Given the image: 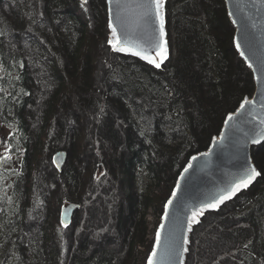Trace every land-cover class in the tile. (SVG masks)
Listing matches in <instances>:
<instances>
[{
	"label": "trees",
	"instance_id": "obj_1",
	"mask_svg": "<svg viewBox=\"0 0 264 264\" xmlns=\"http://www.w3.org/2000/svg\"><path fill=\"white\" fill-rule=\"evenodd\" d=\"M165 19L157 69L112 50L106 0H0V264H131L148 208L254 94L224 0H165ZM252 156L260 177L195 235L194 264H264V143ZM65 202L71 234L48 221Z\"/></svg>",
	"mask_w": 264,
	"mask_h": 264
},
{
	"label": "water",
	"instance_id": "obj_2",
	"mask_svg": "<svg viewBox=\"0 0 264 264\" xmlns=\"http://www.w3.org/2000/svg\"><path fill=\"white\" fill-rule=\"evenodd\" d=\"M224 1L230 21L235 28V48L254 76L255 92L251 97L242 101L243 103L247 99L251 103L246 104L243 109H241V103L235 112L230 113L220 134L213 138L206 150L194 154L182 170L173 190L175 197L172 193L167 201L161 223L156 231L153 247L157 253L154 257L155 264H187L194 229L201 223L205 215L219 211L241 192L248 190L260 177V175L257 176L247 188H241L230 199L224 200L218 208L207 207L230 193L233 186L245 178L250 168L255 167L259 171L254 163L252 151L264 143V138L253 142L256 133L264 128V125L260 124V121L264 120V0ZM106 2L108 26L111 19L118 35L122 36L123 32L127 31L129 38L134 43L144 44L143 28L138 27L136 23L137 10L124 7L118 9L115 3L110 4L109 0ZM121 3L128 4L131 3V0H121ZM117 12L120 13L124 23L123 28L115 19ZM163 13L165 16V5ZM109 31L111 40L112 31L110 28ZM149 31H154L159 37V21L155 16L152 17ZM165 33L168 58L157 69H162L171 55L166 19ZM110 47L116 53L132 56L149 64L131 52H117L112 45ZM156 59L159 62V57ZM149 65L155 67L152 64ZM229 116H232L233 119L228 120ZM1 144H4L3 139ZM67 160L68 153L66 151H59L53 156V163L58 171L63 170ZM98 167V175H100L103 172V164H99ZM170 200L171 204H169ZM80 208V205L73 203L63 206L61 221L63 220L64 224L61 223V225L65 227L66 224L67 228L70 227ZM194 213H201L196 216L199 223L193 221ZM157 233L160 238L158 246ZM153 250L148 257L147 264H149Z\"/></svg>",
	"mask_w": 264,
	"mask_h": 264
},
{
	"label": "snow or ice",
	"instance_id": "obj_3",
	"mask_svg": "<svg viewBox=\"0 0 264 264\" xmlns=\"http://www.w3.org/2000/svg\"><path fill=\"white\" fill-rule=\"evenodd\" d=\"M86 3L87 0H82V4ZM109 3H115L118 9H120L121 7L136 9L137 26L142 27L145 34L144 44L134 43L129 38V33L127 31H124L122 36L118 35L117 29L113 27V23L110 19L109 28L112 31V39L109 40V44L112 45L113 49L117 52H131V54L141 57L149 64L154 65L156 68H160L161 64L168 58L167 41L165 40V16L163 13L165 0H131V3L128 4H122L121 0H109ZM153 16H155V18L159 21V37L156 36L154 31H149V25ZM115 19L118 23L121 24V27L123 28L124 23L121 20L119 12H117ZM0 35H3L2 31H0ZM113 41H116V43H113ZM237 47H239V45H237ZM157 57H159V62L156 59ZM249 67H251V65H249ZM249 103H251V101L246 99L241 104V109H243L244 106ZM232 119V116L228 117V120ZM260 124L264 125V120H261ZM260 138H264V128L256 133V136L253 138V142H257V140ZM4 159L6 160L7 158ZM189 167H191V165H189ZM185 171H187V169H185ZM260 174V171H257L255 167L250 168L245 178L242 179L239 183L235 184L230 193L226 194L219 201L208 205L207 207L213 209L218 208L220 203H223L224 200L230 199L241 188H247L252 183V181ZM173 197H175V193H173ZM171 202L172 201L170 200L169 204H171ZM199 214L201 213L193 214V221L196 223H199V221L196 219V216ZM61 223L64 224V221L62 220ZM66 226L67 225L65 224V227ZM189 231H191V228H189ZM159 243L160 238L159 233H157V246L159 245ZM184 251H187V249H184ZM156 255V251L153 250L152 257L149 258V264H155L154 257Z\"/></svg>",
	"mask_w": 264,
	"mask_h": 264
},
{
	"label": "rangeland",
	"instance_id": "obj_4",
	"mask_svg": "<svg viewBox=\"0 0 264 264\" xmlns=\"http://www.w3.org/2000/svg\"><path fill=\"white\" fill-rule=\"evenodd\" d=\"M168 38H169L170 49H171V46H172L171 45V38H170V36ZM171 51H172V49H171ZM2 139L4 140V137H3L2 134H0V145H2L1 144ZM2 146H0V157H2L3 153H5V150H4V148ZM89 149L90 148L85 149L80 154V156H81L80 157L81 162L79 161V168L82 171H85V170L89 169L88 168V165L85 166V162L86 161H84L85 156H88V155L91 156V151ZM88 159H89L88 161L91 162V159L89 157H88ZM75 160L76 159H74V158H71V160L69 158V161H73L74 162ZM93 160H95V159H92V161ZM75 162H77V161H75ZM171 196H172V194H171ZM151 197H153V198L158 197V198H162V199L165 198V196H164V186L163 185L157 186L155 188V190L152 192ZM170 197H169V199H170ZM167 201H166V203H167ZM166 203H165V205H166ZM67 204H69V202H65L63 206H65ZM159 205L160 204H157V205L154 204L153 206L149 207L148 210H147V212H146L145 221H146V226H147V235H146V238H145V243H144V245L138 247L135 250V257H136V259H135V261H129V262H131V264H147L148 257L150 255L151 251L153 250L154 243H155V235H154L153 227H156V226H158V223H161V217L163 215L164 208H165V205H164L163 209H161L162 206L161 205L159 206ZM63 206L60 207V209H59V215L56 218H53V219H49L48 220L50 222L49 223L50 224V227L53 226V225H60V226H62L61 225V211H62ZM81 210H82V208H80L77 211V213H76V215H75V217H74V219L72 221L71 226L68 227V228H66V230H67V232L69 234H71L75 230V227H76V225H78V223L80 224V221H81V218L80 217L82 215L81 212H80ZM212 213H216V212L207 213L205 215V217L201 220V223L194 229V232H193V235H192L191 247H190V252H189V255H188L187 264H194V261H195L194 258H195V256H194V252H192V248H193V244H194L195 235L196 234H199L200 231H202L206 227V225H208L210 223L211 218H212V216H211ZM113 237L114 236H111V238H113Z\"/></svg>",
	"mask_w": 264,
	"mask_h": 264
},
{
	"label": "built area",
	"instance_id": "obj_5",
	"mask_svg": "<svg viewBox=\"0 0 264 264\" xmlns=\"http://www.w3.org/2000/svg\"><path fill=\"white\" fill-rule=\"evenodd\" d=\"M159 225V224H158ZM157 229H158V226H156V227H153V230H154V235L156 234V231H157Z\"/></svg>",
	"mask_w": 264,
	"mask_h": 264
},
{
	"label": "flooded vegetation",
	"instance_id": "obj_6",
	"mask_svg": "<svg viewBox=\"0 0 264 264\" xmlns=\"http://www.w3.org/2000/svg\"><path fill=\"white\" fill-rule=\"evenodd\" d=\"M3 145V144H2ZM53 165H54V163H53ZM55 167V166H54Z\"/></svg>",
	"mask_w": 264,
	"mask_h": 264
},
{
	"label": "bare ground",
	"instance_id": "obj_7",
	"mask_svg": "<svg viewBox=\"0 0 264 264\" xmlns=\"http://www.w3.org/2000/svg\"><path fill=\"white\" fill-rule=\"evenodd\" d=\"M167 63V62H166Z\"/></svg>",
	"mask_w": 264,
	"mask_h": 264
}]
</instances>
